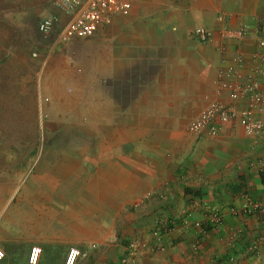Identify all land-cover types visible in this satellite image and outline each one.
<instances>
[{"label": "crops", "instance_id": "crops-1", "mask_svg": "<svg viewBox=\"0 0 264 264\" xmlns=\"http://www.w3.org/2000/svg\"><path fill=\"white\" fill-rule=\"evenodd\" d=\"M121 1L127 15L51 42L42 60L59 46L63 74L45 89L60 102L50 129L65 139L0 142V264H29L33 246L37 264H65L71 248L86 253L76 264H121L133 241L164 250L126 264H264V217L229 211L244 195L264 202V116L254 113L258 137L235 120L187 131L211 102L231 103L220 84L252 76L264 91V0ZM241 21V41L220 38ZM197 26L210 42L194 39Z\"/></svg>", "mask_w": 264, "mask_h": 264}, {"label": "built area", "instance_id": "built-area-1", "mask_svg": "<svg viewBox=\"0 0 264 264\" xmlns=\"http://www.w3.org/2000/svg\"><path fill=\"white\" fill-rule=\"evenodd\" d=\"M131 10V5L121 0H52L50 11L40 16L36 30L43 39H51L53 45L69 43L74 39H85L102 26L108 24L115 14L127 15ZM221 18H218L220 21ZM247 24L241 21L235 29H227L219 32L221 39H232L241 41L247 34ZM194 39L202 43H208L213 38V32L206 30L202 26H197L192 31ZM259 48H264V40L258 41ZM32 57H38L36 52ZM259 60L264 62V56L259 55ZM239 63L240 60H235ZM46 62L43 61L42 66ZM246 84H220L219 88H228L230 104L211 102L206 106L187 127L190 134L197 135L203 132L214 135L216 133V122L225 123L231 120L237 121L244 131L254 137H258L263 130V125L256 120L254 113L258 111L264 116V91H261L258 81L248 77ZM248 98L246 109L238 110L235 102L239 98ZM48 99H45L46 102ZM261 165V164H260ZM264 165V162H263ZM261 165L260 167H262ZM230 213L234 217H264V202L253 200L248 195L243 196V202L239 208L231 207ZM211 227H217L221 223V216L212 212L206 221ZM186 225V222L183 223ZM195 227H201V223L195 222ZM158 237V233H153ZM126 257L121 264H126L127 260L134 263L136 257L143 251L160 252L164 248L158 242L147 245L141 241L130 242L127 246ZM255 248H252V250ZM40 248L33 246L30 248L28 263L37 264ZM79 257H86V253L80 252L76 248L67 251L65 264H76ZM4 259V252L0 248V261ZM229 264H236L235 258H229Z\"/></svg>", "mask_w": 264, "mask_h": 264}, {"label": "rangeland", "instance_id": "rangeland-1", "mask_svg": "<svg viewBox=\"0 0 264 264\" xmlns=\"http://www.w3.org/2000/svg\"><path fill=\"white\" fill-rule=\"evenodd\" d=\"M47 1L0 0V142L65 139L50 129L60 102L45 89V82L63 74L55 54L59 46L52 49L56 60L42 66L52 40L36 30L40 16L50 11Z\"/></svg>", "mask_w": 264, "mask_h": 264}]
</instances>
